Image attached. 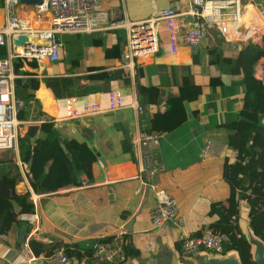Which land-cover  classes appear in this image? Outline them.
<instances>
[{"label": "crops", "instance_id": "1", "mask_svg": "<svg viewBox=\"0 0 264 264\" xmlns=\"http://www.w3.org/2000/svg\"><path fill=\"white\" fill-rule=\"evenodd\" d=\"M188 7V0H98L97 11L103 13L100 23L104 29L94 33L56 35L59 56L55 62L34 58L13 60L19 75L15 81L14 99L16 101L17 94L25 97V101L20 100L17 105L18 111H23L25 117L34 113L37 119L52 111V107H56L58 115H62L63 99L69 95H76L84 102L105 103V94L111 89H119L128 104L142 107L140 113L130 105L121 110L93 115L104 116L102 120H109L113 125L106 134L97 136L103 150L98 152V159L92 164L94 179L91 182L81 175L80 185L66 184L37 193L29 184L28 173H24L19 166L18 148L13 150L10 161L0 162V175L16 172L19 176L15 191H28L29 199L34 203V211L29 214L32 221L21 222L28 226L23 241L34 238L46 244L60 242L76 245L82 251L93 247L97 239L111 235H115L112 243L116 248L120 233H128L129 240L140 252L139 257L124 260L121 251L119 257L109 264H163L166 259H170V264H197L205 256H182L176 237L180 231L197 235L194 234L197 230H202L216 219V216L208 214L210 203L229 194L228 183L222 176L223 164L226 158L229 162L235 161L236 154L227 147L226 132L218 125L226 120L228 113L244 106V89L239 85L235 94L228 93L231 89L229 83L241 80L242 75L222 73L219 59L233 58L237 50L248 42L262 45L264 10L253 7L247 13L244 8L241 10L243 19H240L239 28L255 15L263 21L262 28L253 37L227 40L218 34L215 27L209 26L206 37L199 45L180 46L176 53L169 52L165 28L161 25L159 50L151 55L136 57L133 66H125L122 59L125 29L109 28L110 23L120 19L140 21L159 9L173 8L182 13L178 19L179 28L186 29L196 20L195 16L184 13ZM35 23L44 25L42 19L35 20ZM245 27L247 25L242 26ZM263 62L264 57L254 66L252 75L255 79H258L255 68ZM187 74L201 86L202 91L196 100L184 104L176 96L182 77ZM216 76L220 77L224 86L212 90L210 78ZM149 86L156 87L159 92L155 103L147 102L151 95L139 92L140 87ZM43 90L47 99L41 96ZM168 96L174 98L168 101ZM168 102L177 107L178 116L184 122L162 130H146L149 115L164 111ZM188 111H197V118ZM87 118L80 120L82 127L90 131L87 136L82 135L73 123H65L68 130L71 129L80 139H90L94 133ZM33 123L38 124L36 121ZM153 130L161 133L159 146L151 151V157L161 163V170L149 175L142 171L143 155L148 150L138 147L137 141ZM38 135L39 129L35 137ZM207 143H210L209 151L201 158L199 154ZM123 146H130L132 154H122ZM20 185L23 189H19ZM158 189H164L176 198L183 221L181 229L172 222L160 227L152 225L151 214L157 205L155 192ZM239 207L240 226L249 240L255 238L248 227L246 202L241 201ZM18 235L19 227L8 232L6 242L0 238V264H30L22 254L24 247L17 242ZM86 261L83 257L80 261L72 259L67 264H87ZM89 261L100 264L93 259Z\"/></svg>", "mask_w": 264, "mask_h": 264}, {"label": "built area", "instance_id": "2", "mask_svg": "<svg viewBox=\"0 0 264 264\" xmlns=\"http://www.w3.org/2000/svg\"><path fill=\"white\" fill-rule=\"evenodd\" d=\"M98 0H41L40 3L25 4L20 0H0L3 10V23L0 26V151L18 148L19 125L25 123L18 119V106L14 99L15 81L19 78L13 65L14 59H46L52 63L59 56V43L56 35H75L98 32L101 26L102 12L97 11ZM188 10L184 13L195 16L193 25L186 29L179 28V16L173 8H163L147 19L127 21L120 19L109 24V28L125 29V52L122 59L125 66H133L136 57L156 53L161 45L159 27L165 28L167 48L176 53L180 46L195 47L206 37L209 26L215 27L218 34L227 40H243L258 34L263 26L259 15L252 16L250 21L239 28L240 13L246 5L254 9L264 10V0H188ZM35 15V17L31 16ZM43 17V19H42ZM42 19L44 25H36L33 20ZM50 21L51 25L46 22ZM16 34H26L34 43L40 46L28 45V49L14 48L12 37ZM4 50V53L3 51ZM262 65V64H261ZM255 68V76L264 83L263 65ZM132 106L137 112L142 111L140 105L133 106L125 100L119 89H111L105 94V103L100 101H80L76 95L63 99L62 115L58 109L42 114L36 119L39 124L44 121L54 123L81 120L85 117L112 112ZM74 130V129H73ZM161 133L149 131L137 141L138 147L148 150L143 155L142 171L155 175L161 170V163L151 157V151L159 146ZM207 143L199 156L205 157L209 151ZM24 173H28L27 164L19 163ZM157 205L153 208L151 222L155 227L172 222L179 229L183 221L179 215L176 198L164 189L156 192ZM22 222H31L29 214H19ZM121 235L118 236V247L114 248L112 241L96 242L93 246L92 258L100 263H113L119 257L121 250ZM26 238L21 244L22 254L28 263L37 264H67L74 258H68L61 247L50 256L36 257L31 253ZM179 250L184 257L199 258L224 257L223 244L228 236L218 234L209 227H204L199 235H189L180 231L176 237ZM212 255V256H211ZM227 255V254H226ZM75 261V259H74ZM77 262V261H76ZM84 262V259L81 263Z\"/></svg>", "mask_w": 264, "mask_h": 264}, {"label": "trees", "instance_id": "3", "mask_svg": "<svg viewBox=\"0 0 264 264\" xmlns=\"http://www.w3.org/2000/svg\"><path fill=\"white\" fill-rule=\"evenodd\" d=\"M213 53V52H212ZM264 57V36L262 45L248 42L242 49L237 50L235 56L221 57L220 70L231 76L242 75L241 80L229 83V94H235L237 86L244 89V106L236 112H230L226 120L218 126L226 132V145L236 154V160L229 162L226 158L223 164L222 176L228 183L229 194L226 198L210 203L209 215L216 219L207 227L218 234L228 236L223 244L222 255L234 251L241 264H257L253 260L252 244L247 234L240 226V202L245 201L248 209V227L250 233L264 245V84L253 77L256 63ZM210 86L214 90L217 86H224L219 76L210 78ZM201 86L195 84L191 75L182 77L179 94L176 96L184 104L196 100L201 94ZM140 94L147 93L150 103H155L159 92L156 87H140ZM153 96V97H152ZM174 98L168 96L167 100ZM41 113V111H39ZM197 118V111H188ZM20 120H25L24 112L18 111ZM104 116L87 118L93 136L90 139L79 138L68 130L66 123L44 121L39 123V135L29 138L26 134L18 137V150L21 161L31 164L28 180L32 189L37 193L54 190L66 184L80 185V176L84 175L87 182H91L92 164L98 159V152L102 148L97 136L107 133L113 123L102 120ZM184 122L178 116L177 107L169 102L164 111H156L146 119L147 129H166ZM124 155L132 154L131 147H122ZM16 172H5L0 175V189L15 190L18 180ZM34 203L29 199V192L0 194V238L6 242L7 234L12 228L22 225L19 214H31ZM14 212L16 215H14ZM28 226L26 227L27 233ZM201 229L196 233L199 235ZM24 235V236H25ZM115 235L97 239L95 242L112 241ZM121 250L124 260L139 257V250L129 240L128 233L121 235ZM28 246L34 256H50L61 247L68 258L80 261L86 258L89 263L92 258L93 247L80 250L76 245L60 242L46 244L28 239ZM94 260V259H93ZM95 261V260H94ZM97 262V261H95ZM100 263V262H99ZM101 264V263H100ZM108 264V263H104Z\"/></svg>", "mask_w": 264, "mask_h": 264}, {"label": "water", "instance_id": "4", "mask_svg": "<svg viewBox=\"0 0 264 264\" xmlns=\"http://www.w3.org/2000/svg\"><path fill=\"white\" fill-rule=\"evenodd\" d=\"M22 3L25 4H34V3H40L41 0H20ZM36 46H40V43H34L31 39H29V37L26 34H16L12 37V45L14 48H24V49H28V45H35ZM262 65L264 66V62L262 63ZM73 125L77 128V130L84 136H87L88 134H90V131L85 130V128L82 127L80 120H74ZM39 129V125L38 124H31L28 126V129L26 131V135L29 138H34L36 135V131ZM100 160H103V158L101 156H99ZM32 159L30 158L28 161V167L31 164ZM1 193H11L14 194L15 190H6V189H0V194ZM14 215H16V213L14 212ZM26 224H22L19 227V235L17 238V242L19 244H21L23 242L24 239V235L26 232ZM250 242L251 244L254 245V250L252 251L253 254V260L257 263V264H264V245L263 243L257 239V238H250ZM235 255V253H234ZM233 254L231 255H227L224 257H208V256H204L203 258H200L197 261V264H241L238 257ZM163 264H170V259H166L165 262ZM187 264H192L191 262H188Z\"/></svg>", "mask_w": 264, "mask_h": 264}, {"label": "rangeland", "instance_id": "5", "mask_svg": "<svg viewBox=\"0 0 264 264\" xmlns=\"http://www.w3.org/2000/svg\"><path fill=\"white\" fill-rule=\"evenodd\" d=\"M31 16H34L35 17V15H31ZM42 19H43V17H42ZM34 22H35V20H34ZM1 23H3V10H2V4H1V2H0V24ZM16 61H18L17 59H15L14 60V62H16ZM261 70L262 71H264V67H262L261 68ZM259 80V79H258ZM262 82V81H261ZM263 83V82H262ZM20 100H24L25 101V97H22V96H20V95H16V103H17V105H19V101ZM25 123H23V124H21V125H19V135L20 136H23V135H25L26 133V130H27V126L28 125H30V124H34L33 122H35L36 121V115H34V113L33 114H29L28 116H26L25 117ZM32 122V123H31ZM19 136V137H20ZM13 154H14V151L13 150H1V152H0V162H2V161H10L11 159H12V156H13ZM27 167H28V165H27ZM28 171H29V167H28ZM27 171V172H28ZM65 186V185H64ZM61 187H63V186H61ZM19 189H23V187L21 188V185L19 186ZM25 223V222H24ZM231 254H233L234 255V253H228V255H231ZM212 256V255H211ZM235 256V255H234Z\"/></svg>", "mask_w": 264, "mask_h": 264}, {"label": "bare ground", "instance_id": "6", "mask_svg": "<svg viewBox=\"0 0 264 264\" xmlns=\"http://www.w3.org/2000/svg\"><path fill=\"white\" fill-rule=\"evenodd\" d=\"M251 8V6L250 5H246L245 7H244V10H245V12L247 13L248 11H249V9ZM241 14V13H240ZM246 15V14H245ZM240 19H241V21H242V15L240 16ZM46 24L47 25H51V22L50 21H47L46 22ZM244 29V28H243ZM44 60H46V59H44ZM47 61V60H46ZM48 62V61H47ZM50 63V62H49ZM41 96L43 97V99H47L46 97H47V94H46V91L45 90H43L42 92H41ZM46 101H49V100H46ZM45 101V102H46Z\"/></svg>", "mask_w": 264, "mask_h": 264}]
</instances>
